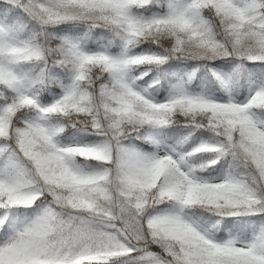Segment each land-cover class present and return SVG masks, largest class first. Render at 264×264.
<instances>
[{
	"label": "snow or ice",
	"instance_id": "6c2138e0",
	"mask_svg": "<svg viewBox=\"0 0 264 264\" xmlns=\"http://www.w3.org/2000/svg\"><path fill=\"white\" fill-rule=\"evenodd\" d=\"M0 264H264V0H0Z\"/></svg>",
	"mask_w": 264,
	"mask_h": 264
}]
</instances>
